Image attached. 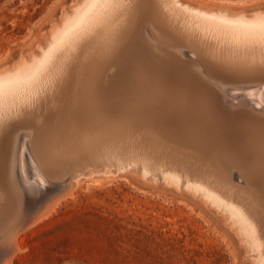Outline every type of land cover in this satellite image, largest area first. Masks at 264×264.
I'll use <instances>...</instances> for the list:
<instances>
[{"label":"bare ground","instance_id":"6f19581e","mask_svg":"<svg viewBox=\"0 0 264 264\" xmlns=\"http://www.w3.org/2000/svg\"><path fill=\"white\" fill-rule=\"evenodd\" d=\"M182 1L81 0L74 7L72 14H66L61 20V26H55L50 32L46 49L39 58L21 67L11 76L0 77L1 134L8 129L5 124L20 112L33 107L37 98L39 100L38 83L46 71L49 73L46 91L55 100L57 99L60 108L67 109L68 113H75L65 103L70 94V86L74 84V89L84 91L85 94L80 95L85 97L87 104L85 112L91 115L89 129L86 132L77 129L70 131L68 127L65 133L67 140L58 149L53 147L45 123L26 125L15 132L9 128L7 133L0 136V202L2 201L1 209L6 208L5 212L0 214V264L12 263L14 257L10 259V253L14 248H18L17 239L20 232H25V228L36 224L39 220L42 221L44 217L46 219V216L59 208L66 196H72L75 193L73 191L77 190L76 185L80 183V179H76L75 174L73 179L62 176L63 173L76 172L70 167L65 169L63 165L64 156L69 152L70 147L75 149L74 157L85 152L86 147L102 154L109 152L114 160H112L113 166L110 167H115L119 172L124 170L128 173L131 172L130 167H135L136 170L138 168V175L140 174L142 178H146L149 174L154 178L161 173L166 186L173 185L177 189L182 186L187 192L192 191L193 198L198 203L211 211L214 208L215 214H220L224 223L229 225L234 237L239 241L243 239L246 250L250 251L248 256L256 259L255 264H264V193L258 186L263 180L261 177L264 173L257 170L264 157V13H254L252 19H240L234 18L233 13L227 9L212 7L203 10L188 4L196 3L195 0ZM132 39L138 46L133 47L132 44H128ZM142 44L143 47L140 48ZM165 44H168L171 50L166 53V58H162L158 51L164 55L161 47ZM154 48L158 50L155 51ZM143 50H148L146 55L149 60L161 62L164 72L169 69L167 71H170L171 79L168 77L160 79L156 84L161 86L155 89L147 86L149 82L144 86L141 82L142 86L138 87L135 94L138 95V103L142 101L149 103L147 98L153 92V95L161 93L156 95L157 98L159 96L164 98L165 95V98H168V101L162 98L165 103H169V100L173 101L170 106L175 104V100L191 101L194 96H192L193 90V93L196 92L195 95L204 100L205 105L213 111V117L215 116L217 121L240 119L246 123L242 126L245 132L241 133L242 135L234 134V138L223 133V130L215 134L217 141L226 144L224 149L226 156L225 154L224 156L229 159V164H237L235 171L228 169L225 164L223 165L224 162L221 161V164L217 160L223 149L214 160L209 161L205 157L195 160L192 168V161L176 158L174 154L180 151L181 147L184 150H189L191 147H183V144V146L175 144L176 146L171 147L154 119V122L145 119L139 123L137 119H143L146 115L145 111H143L145 115L143 113L137 115L129 111L117 110L116 106L120 103L134 105L135 99L131 101L121 94L122 102L118 103L119 99L115 97V93L103 88L111 79L102 78V70L112 61V56L119 59L123 56L126 60L124 54L129 53L130 59L134 57L133 60L137 59L136 62H143V58H146ZM247 52H250L248 56ZM101 59L103 62L93 65ZM242 67L246 69L243 70ZM86 69H95V71L92 70L91 74L88 70L89 77L86 78ZM115 69L117 70V66ZM187 101L179 102L183 104ZM156 102L159 103V107L163 105L167 109L169 107L165 103L160 105L161 101ZM150 106L154 107L152 104ZM170 107L174 108V106ZM37 108L39 107L35 106L36 110ZM144 108L141 105L138 111L141 112ZM148 108L147 106L146 109ZM157 108H155L156 114L158 116L163 114L159 113L160 108ZM231 108L237 109L238 112L230 113ZM149 110L153 109L149 108ZM174 110L173 113L176 112V109ZM182 110L184 111V108ZM21 118L23 116L20 120ZM196 121L194 125L197 124ZM195 127L197 128L196 125L193 128ZM227 130L229 131V128ZM132 140L137 142L139 140L150 150L146 148L145 152L137 149L135 151V146L132 147L134 151L130 149L132 152L127 154L119 150L127 147L125 144ZM131 143L133 144V142L127 144L131 145ZM141 144H138L141 146L139 150L144 149ZM218 149L213 150L218 151ZM192 155L191 157L195 156ZM247 156H253L254 162L250 164ZM79 168L81 176L90 173L85 168ZM136 170L132 172L135 174ZM234 172L244 179V185L239 184L241 180L239 182L234 180V177H237ZM188 174H192V178L187 177ZM65 180L68 182L65 183Z\"/></svg>","mask_w":264,"mask_h":264},{"label":"rangeland","instance_id":"374dc122","mask_svg":"<svg viewBox=\"0 0 264 264\" xmlns=\"http://www.w3.org/2000/svg\"><path fill=\"white\" fill-rule=\"evenodd\" d=\"M79 1L81 0H0V77L11 76L21 67H25L34 59L39 58L46 49L50 32L53 31L55 26H61V20L66 14H72L74 7ZM195 1L196 3L192 2L188 4L203 10H209L212 7L213 9H227L233 13L234 18L252 19L254 13H264V0ZM133 42L134 40L132 39V42L130 41L129 43L128 41V44H132L133 47L138 46L136 42ZM139 47H143V44ZM161 49L164 55L171 50L168 44L163 45ZM154 50L156 51L158 49L154 48ZM145 51L147 52L145 53ZM145 51L143 54L146 58H143V62H136L137 59L133 60L134 57L130 59L128 57L130 56L129 53L127 55L124 54V57H127L126 60L123 59V56L120 58L121 60L116 57L114 59L112 56V61L102 70V78L108 77L109 80L111 79L110 83H105L106 87L108 85L107 89L106 87L103 88L111 91V93H115V97L120 100L117 101L118 103L122 102V96L128 97L131 101L135 99L133 101L134 105L120 103L119 106H116L117 110L119 111L121 109L126 112L129 111L132 114L136 113L137 115H140V113L145 115L146 112L145 117L143 119L139 118L137 121L142 123L145 119L152 121L154 119L156 126L163 131L165 139L170 143L171 147L176 146L175 144L184 145L183 147L187 146L186 148L191 147L189 150L186 149L188 152L181 147L180 151H176L178 154L176 152L174 154L176 158L180 157L192 161V168L195 160L204 159V157L209 159V161L214 160L223 149L217 160L221 164L224 162V166L235 171L237 164H229V159L225 157L226 154L224 152L226 144L224 145L223 143L225 142L220 140L217 141L215 134L223 130V133L234 138V134L240 135L245 132L242 126L246 123L240 119L217 121L215 116L213 117V111L205 105L206 102L204 100L199 99L195 95L196 92L193 93V90L192 96L194 95L193 97H196V99L192 97L193 100H190L195 103L181 99L182 101H187V103L183 102L181 104L179 102L181 100H175V104L170 105L172 107L174 106L173 109L169 106L173 101L170 102L169 100V103H165L164 101L168 99L165 98V95L164 98L162 97L163 100L165 99L163 101L160 96L158 98L161 100L157 98L161 93H155L153 95L154 93L151 92L150 97L147 98L149 103L151 102L153 106L154 104H158L157 106L160 108L162 106L159 107V103L156 102L158 100L161 101L160 105L161 103H165L169 106L168 110L162 104L163 107L159 109V113L162 112L163 114H159V116H163L160 117L156 114V105L152 107L147 101L138 103L139 98L135 94H137L136 90L142 84L144 86L149 82L147 86L155 89L157 87L160 88L159 86L161 85L156 84L160 79H166L167 77L171 79V73L167 71L169 69H166L164 72L161 62H153L152 59L149 60L146 55L148 54V50ZM158 53L161 54L160 56L162 58L167 57V54L164 56L161 51H158ZM249 53L247 52V56ZM106 57L109 58V56ZM103 59L96 61L93 65L96 66L99 62H103ZM116 66L117 70L115 69ZM242 68L243 70L246 69V67ZM159 69L160 71H158ZM88 70L91 74L92 70L95 71V69H86V78L89 77ZM165 73L167 74L165 75ZM48 75L49 73L47 71L44 72L39 80V100L37 98L33 107L20 112L16 116L17 118L23 116L21 118L22 120H20V117L18 120L15 117L13 119L15 122L11 120L5 126L8 129L10 128V130L13 129L15 132L18 128L26 125L33 126L35 124L45 123L48 126L49 138L51 139L53 147L58 149L67 140L65 133L68 131V127H70V131L77 129L86 132L89 129L91 115L85 112L87 111V104L84 100L85 97L81 96L84 91L82 89L81 91L74 89V84L70 86V94L65 103L75 113H68L67 109L60 108L61 106L57 103V99L55 100L46 91L48 88L45 87L47 86ZM160 76L164 77L161 78ZM152 80L153 82L151 83ZM40 86L43 88H40ZM76 99L78 100L77 103ZM199 103H201L200 106ZM139 105H142L143 108L145 107L141 112L138 111ZM35 106L41 109L43 108L44 110H39V108L36 110ZM147 106L153 110L146 109ZM183 108L184 111L182 110ZM174 109H176V112L173 113ZM235 110L237 109L231 108L230 113L238 112V110ZM148 111L149 113H147ZM165 111L168 113H165ZM30 114L31 116H29ZM72 117L74 118L72 119ZM19 120L21 121L20 123L18 122ZM193 120H197V124H195L197 128H193L195 126ZM177 121L180 122L177 123ZM13 125L16 126L14 127ZM227 128H229V131ZM8 129L4 133H7L9 131ZM4 133H0V136H3ZM204 133L205 138H203ZM206 138L209 139L206 140ZM130 142H133V144L128 145ZM136 142L134 140L128 141V144H125L127 147L125 145V148L123 147L125 150H119L127 154L135 146V151L137 149L138 151L145 152L148 147L142 145L138 140L137 143L144 147L143 150H139L141 146ZM215 148H219L218 151L213 150ZM148 150L150 149L148 148ZM74 151L75 149L70 147L69 152L64 156L65 161L63 165L65 169L70 167L76 172L69 174L63 173L62 176L73 179L75 174L76 179H80V183L76 185L77 190L75 189L73 191L75 193L72 196L75 195V197L71 195L66 196L55 212L53 211L48 217L46 216V219L44 217L42 221L39 220L36 224L29 225V228L27 227L28 229H24V231L26 230L25 232L22 231L19 233L17 239L19 249L14 248L16 250L13 249L15 253L13 251L10 253V259L14 257L11 260V264H255L256 259L248 256L250 251L246 250L243 239L239 241L238 238L234 237L233 233L229 230V225L224 223L220 214H215L216 211L214 208L211 211L198 203L193 198L192 191L187 192L182 186L183 190L181 187L177 189L173 185L166 186L161 173V175L159 174L154 178L151 174L147 176L149 179L147 177L142 178L140 174V176L138 175V166H136L137 170L135 167H130L129 170L131 172L128 173L124 170L119 172L115 167L111 168L113 166V159L112 156L110 157L111 154L109 152L102 154L95 149L90 150L86 147L85 152L74 157ZM188 155L190 156L187 157ZM211 156L213 159H211ZM159 157L163 158V156ZM247 159L250 164L254 162L253 156H247ZM101 163H105L106 165H102ZM101 166H103V169ZM79 167L85 168L90 173L83 176L79 175ZM100 169L101 171H99ZM132 170H136L137 172L134 174ZM257 170L258 172L261 171L264 173V157ZM91 173L92 175H90ZM233 174L237 176H233L234 180L238 182L241 180L239 184L244 185V179L242 178V180L241 177H238V174L235 172ZM56 175L58 176V174ZM187 177L192 178V174H188ZM261 178L263 180L258 186L264 193V176ZM64 182L67 183L68 180ZM182 185H184V182H182ZM1 205L2 201L0 202V214L4 213L6 209L5 207L1 209ZM1 210L4 211L2 212ZM17 249L22 252H18Z\"/></svg>","mask_w":264,"mask_h":264}]
</instances>
